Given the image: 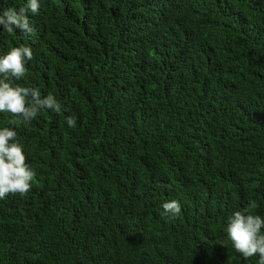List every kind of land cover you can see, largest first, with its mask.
Here are the masks:
<instances>
[{
  "label": "trees",
  "instance_id": "16d2710c",
  "mask_svg": "<svg viewBox=\"0 0 264 264\" xmlns=\"http://www.w3.org/2000/svg\"><path fill=\"white\" fill-rule=\"evenodd\" d=\"M39 4L0 56L31 47L13 84L62 111L0 113L37 174L0 200V264H257L224 229L249 200L264 217V0Z\"/></svg>",
  "mask_w": 264,
  "mask_h": 264
},
{
  "label": "clouds",
  "instance_id": "9594fccd",
  "mask_svg": "<svg viewBox=\"0 0 264 264\" xmlns=\"http://www.w3.org/2000/svg\"><path fill=\"white\" fill-rule=\"evenodd\" d=\"M39 0H27L19 11L9 8L0 13V26L8 33L20 30L23 36L30 37L34 28L28 19V13L38 14ZM33 59V50L26 45L11 47L0 56V113L10 114L12 124L18 121L28 125L41 113L53 111L60 113L62 105L51 93L43 98L38 88L20 86L13 81L26 77V63ZM69 128L76 127V118L67 117ZM36 172L27 162L23 145L17 139V132L10 127L0 128V200L9 195H26L36 178ZM165 215L178 217L181 206L178 201L170 200L162 205ZM258 204L249 200L241 210L233 212L227 219L226 241L230 242L236 253L245 259L258 257L257 264H264V217L255 214Z\"/></svg>",
  "mask_w": 264,
  "mask_h": 264
}]
</instances>
